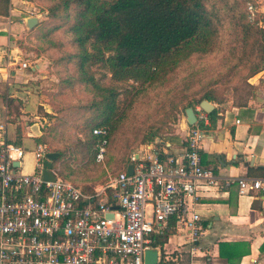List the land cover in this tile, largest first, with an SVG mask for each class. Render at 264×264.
<instances>
[{"label":"built area","instance_id":"1","mask_svg":"<svg viewBox=\"0 0 264 264\" xmlns=\"http://www.w3.org/2000/svg\"><path fill=\"white\" fill-rule=\"evenodd\" d=\"M248 13L251 20L256 18V2L248 4ZM195 114L197 122L188 130L182 154L161 161L158 152L142 157L134 152L133 175L126 168L92 192L62 178L55 163L49 169L55 179L43 178L51 152L45 144L33 151L34 172H22L25 149L6 141L1 124L0 264H145L150 249L158 252L157 264H167L172 253L159 240L169 234L183 237L194 254L204 234L195 208L199 188L235 186L242 196L264 192V174L221 183L202 166L201 124L208 115L200 106ZM93 134L98 137L96 159L102 161L109 130L95 128Z\"/></svg>","mask_w":264,"mask_h":264},{"label":"rangeland","instance_id":"2","mask_svg":"<svg viewBox=\"0 0 264 264\" xmlns=\"http://www.w3.org/2000/svg\"><path fill=\"white\" fill-rule=\"evenodd\" d=\"M55 2L20 0L17 6L13 5L20 11L15 20L19 28L14 32L13 46L32 65H43L39 78L28 86L36 97L39 115L46 119L44 142L50 150L63 153L57 167L83 188L93 190L115 177L131 162V155L145 146L151 133H159V148L163 141H184L186 132L182 130L181 120L185 108L205 92H211L221 105L240 106L254 99L262 88L263 80L255 81L257 74L252 76L262 62L259 31L263 28L258 15L251 20L248 13V4H255V0H229L227 6L218 2L224 6V18L214 49L208 54L193 55L162 81L154 85L118 83L112 81L106 69L99 65L92 67L97 83L115 87L120 93L117 126L110 134L103 160L98 161L95 148L88 151L85 146L89 135L87 124L93 116L87 105L95 96L77 82L75 64L64 59L76 49L68 24L63 19L49 18L48 8ZM33 17L40 22L29 29L24 18ZM62 23L64 26L47 35L51 27ZM247 24L251 33L243 30ZM70 79L74 80L71 85ZM26 152L32 156L31 150ZM26 159H23L24 170L34 162L33 157L29 158L30 162Z\"/></svg>","mask_w":264,"mask_h":264},{"label":"crops","instance_id":"3","mask_svg":"<svg viewBox=\"0 0 264 264\" xmlns=\"http://www.w3.org/2000/svg\"><path fill=\"white\" fill-rule=\"evenodd\" d=\"M19 2L11 0L10 15L0 16V125L5 126L7 142L21 146L25 152L32 151V156L26 152L25 158L30 162L29 158L33 157L34 162L22 171L32 174L35 169L33 151L40 144L36 138L43 136L46 119L39 115L36 97L28 85L32 86L39 78L43 65H32L21 56L20 49L13 46L14 32L19 28L15 20L20 14L13 5ZM255 2L258 20L264 29V0ZM12 58L16 63L10 62ZM23 63L27 68L21 67ZM257 79L263 80L262 88L254 99L240 106L211 102L216 113H207V123L201 124L204 134L200 152L202 166L211 169L221 183L229 178H258L264 174V67L255 76L254 80ZM181 123L186 132L184 141H163L159 148V139L157 143L142 146L137 153L142 157L158 152V156H163L161 161L182 154L187 147L188 130L192 127L187 123L186 113ZM195 208L204 229L196 244L197 251L191 254L183 237L169 234L159 240V246H165L172 253L173 260L167 264H230L220 257L221 243H247L250 253L238 264H264V192L242 196L235 186L201 187Z\"/></svg>","mask_w":264,"mask_h":264},{"label":"trees","instance_id":"4","mask_svg":"<svg viewBox=\"0 0 264 264\" xmlns=\"http://www.w3.org/2000/svg\"><path fill=\"white\" fill-rule=\"evenodd\" d=\"M218 2L229 5V0H57L48 8L50 19H63L68 24L76 51L64 59L75 64L77 82L84 84L95 96L87 105L93 116L87 124L89 135L85 145L88 151L95 148V158L98 137L93 130L108 128L109 140L117 126L120 93L115 87L97 83L92 67L99 65L106 69L112 81L118 83L134 81L154 85L162 81L193 55L208 54L214 49L224 18V6ZM11 8V0H0V16L8 17ZM62 26L63 23L54 25L47 35ZM243 30L252 32L248 24L243 25ZM259 32L262 62L255 67L252 76L264 66V29ZM73 82L69 80L70 85ZM203 100L220 103L211 92H205L199 99L189 102L185 111L190 107L195 109ZM158 136V132L151 133L145 145L154 144ZM36 141L47 145L43 136ZM50 151L59 154L54 162L57 166L63 153ZM158 157L163 158L162 155ZM59 175L71 179L60 167ZM249 253L247 243L220 244V257L230 264H238Z\"/></svg>","mask_w":264,"mask_h":264},{"label":"water","instance_id":"5","mask_svg":"<svg viewBox=\"0 0 264 264\" xmlns=\"http://www.w3.org/2000/svg\"><path fill=\"white\" fill-rule=\"evenodd\" d=\"M40 22V20L38 18H29L26 20V26L29 29H32L33 27H35L38 23ZM199 106L208 114H210L213 109L214 106L211 104V102L207 101V100H203ZM186 113V120L189 126H193L196 124L197 122V118H196V114H195V110L194 108L190 107L188 109H186L185 111ZM159 142V139H156V143ZM59 154L57 152H50L47 153L46 158L47 161H45L44 163V170H43V178L47 181H53L55 179V177L52 175V173H50L49 169L52 168L53 163L57 160ZM19 163H14V167H18ZM133 170H134V165L131 164L127 167V173L129 175H133ZM111 216V215H110ZM158 258V252L156 249H150L148 251H146L145 256H144V262L145 264H157Z\"/></svg>","mask_w":264,"mask_h":264}]
</instances>
